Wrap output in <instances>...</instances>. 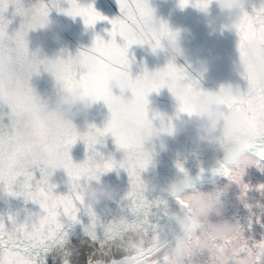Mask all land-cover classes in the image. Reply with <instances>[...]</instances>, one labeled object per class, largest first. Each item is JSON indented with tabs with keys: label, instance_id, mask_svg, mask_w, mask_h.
<instances>
[{
	"label": "snow or ice",
	"instance_id": "obj_1",
	"mask_svg": "<svg viewBox=\"0 0 264 264\" xmlns=\"http://www.w3.org/2000/svg\"><path fill=\"white\" fill-rule=\"evenodd\" d=\"M60 3L61 0H47V3L37 0L25 7L22 0H0V106L8 108L7 124L3 122L5 114L0 113V189L9 196L21 197L39 207L38 212H27L22 220L16 214H9L6 220L0 217V256L7 254L8 264H44L42 254L63 245L66 226L79 223L78 214L81 212L94 220L109 239L133 231L142 233L147 240L142 250L149 251L159 243V229L150 223L149 218L157 213L168 215L164 200L146 198L141 172L151 162L152 154L145 150V143L153 120L159 118L158 130L166 132L170 130L172 118L165 122L166 118L159 113H153L150 118L147 97L165 88L172 79L182 78L187 71L168 62L154 71L145 68L133 77L130 73L132 61L127 55L132 45L147 44L155 52L159 36L167 30V24L155 19L148 0H116L120 15L110 20L96 11L91 3L82 5L78 0H64L67 7H61ZM202 3L203 0H178L180 8L189 4L200 8ZM9 5L14 9L13 15L22 18L19 28L12 34L7 31L11 21L4 17ZM52 8L71 17H81L85 26L104 20L111 25L108 40L95 36L91 46L80 52L99 69L98 72L89 73L71 62H62L61 70L56 74L64 88L92 95L104 103L109 118L103 128L89 125L83 133L73 129L57 136L39 119L43 102L29 83L30 78L38 73H34V53H29L26 36L29 30L43 26L41 21ZM240 15V22L234 28L238 45L250 39L264 44V0L258 6L253 5L251 13L242 6ZM117 37L121 43H117ZM116 69H123L128 74L127 91L131 93L128 98L118 96L108 87L109 76ZM241 76L249 91L247 95L227 102L226 110L247 108L252 137L248 151L256 161L255 167L264 172V82H257L250 75ZM190 86L200 88L199 79L193 76ZM182 112L184 109L178 108L177 115ZM107 135L123 151L121 160L111 156L105 159L96 150L95 145L102 144ZM77 140L84 143L86 152L80 163H74L69 154ZM55 146H62L66 153L64 172L68 179L67 191L63 194L55 191L56 184L50 182L53 172L42 163L45 150ZM176 167L184 170L180 163ZM114 168L123 169L129 177V190L122 197V208L127 210V216L103 223L79 192L86 181L97 180L101 174ZM233 183L239 186V199L250 212V228L253 219L259 220L252 213L249 193L255 191L264 197V184L250 185L244 182L243 176L234 178ZM177 202L183 206L182 202Z\"/></svg>",
	"mask_w": 264,
	"mask_h": 264
},
{
	"label": "water",
	"instance_id": "obj_2",
	"mask_svg": "<svg viewBox=\"0 0 264 264\" xmlns=\"http://www.w3.org/2000/svg\"><path fill=\"white\" fill-rule=\"evenodd\" d=\"M37 0H22L25 7H30ZM150 7L154 10V17L157 21L165 22L170 28H186L188 32L184 34L183 46L186 50V58H178L174 61L177 66L184 67L187 72L199 79L200 88L203 90H217L220 85L232 83L233 86L245 88L247 82L237 71L238 63V36L234 30L222 29L223 14L219 12L213 2L209 9V16L206 17L197 8L188 6L180 8L178 0H148ZM261 0H246L245 11L251 13L253 5H259ZM47 3V0H45ZM78 3L87 5L91 3L96 11L106 16L109 20L120 15L116 0H78ZM61 7H67L64 0H61ZM14 9L9 5L4 17L11 22L7 31L12 34L21 23L19 15H13ZM49 17L56 24L48 28H36L29 30L26 36L29 53L35 52L38 57L54 58L60 56L66 58L75 55L78 50H85L90 47L95 36H100L108 40V30L111 25L107 20L97 21L92 26H85L83 19L79 16L71 17L63 12H58L52 8ZM215 18L214 22H210ZM117 43H121L119 37ZM130 64V73L133 77L141 74L146 68L154 71L164 67L169 57L159 50L153 52L145 45H132L127 53ZM200 63L206 65V71L199 75L194 69ZM35 94L49 107L53 106L58 98L59 85L54 78L47 73L41 72L33 75L29 81ZM118 94V93H115ZM123 96L128 98L131 93L126 91ZM148 100V115L151 118L153 113H159L167 118L171 117L173 123L180 130L175 136H165L166 148L161 149L158 142L152 153L151 162L147 169L141 172V179L146 185V198L148 200L162 199L167 204L168 215L157 213L151 216L150 223L160 230L164 227L170 232L177 231L174 223L169 222L172 214H181V207L170 195L162 192L165 184L173 179L177 174V163L195 180V185L199 181L212 183L211 179L219 175H213L215 159L220 155L217 150L209 148L202 142L197 141L193 122L186 115H181L176 119V105L166 88L160 89L158 93H150ZM7 106H0V113L3 115V122L8 123ZM109 118L107 107L102 101H98L90 110L87 123L82 118H76L74 124L77 131L83 133L88 130L89 125L103 128ZM155 127H160L159 118L153 120ZM150 146L145 143V148ZM96 150L107 159L109 156L119 161L123 158V151L119 150L114 143V139L107 135L103 138L102 144L95 145ZM69 154L74 163H80L85 159V145L82 141L71 146ZM38 175V174H37ZM67 176L63 170H58L50 177V182L56 184L55 191L65 193L67 191ZM100 183L114 189L112 198H101L94 206V212L101 222L119 220L122 216H127V210L122 208V197L129 190V177L120 168L103 173L99 177ZM95 184V181H92ZM213 184V183H212ZM38 205L32 202H25L21 197L7 195L0 189V217L5 220L9 214H16L18 219H23L27 212H38ZM79 223L66 226V236L62 246H55L46 253H43L44 264H95L96 261H103V264H111L114 260H120L126 254L125 247L131 233L122 234L111 239L105 236L102 228L97 227L95 239L89 238L84 233V226L88 224L89 216L81 212L78 214ZM170 238V236L168 237Z\"/></svg>",
	"mask_w": 264,
	"mask_h": 264
},
{
	"label": "clouds",
	"instance_id": "obj_3",
	"mask_svg": "<svg viewBox=\"0 0 264 264\" xmlns=\"http://www.w3.org/2000/svg\"><path fill=\"white\" fill-rule=\"evenodd\" d=\"M223 14L222 29L234 30L240 22V9L246 0H203L202 6L197 8L206 17L212 3ZM213 18L210 22H214ZM42 27L52 28L56 22L49 15L41 21ZM186 28H170L159 36L157 50L166 53L168 62L174 63L178 58H186L183 46ZM66 58H40L34 53V75L41 72L50 74L59 85L58 98L55 104L49 107L43 102L39 119L50 127L57 136H63L76 129L74 120L82 118L87 123L90 110L98 102L92 95L75 89L64 88L56 79L60 72L62 62H71L77 68H84L89 73L99 71L91 61L80 55ZM238 63L237 71L240 75H250L257 82H264V44L256 39H250L242 45L237 44ZM4 55H7L5 48ZM175 64V63H174ZM206 65L200 63L194 71L202 75ZM192 73L187 72L182 78L169 81L165 86L175 102L176 110L183 108L184 112L177 115H186L193 122L194 134L197 141L209 148L217 150L220 155L215 159L212 169L213 175L223 176L228 183L222 187H214L211 191L195 188V180L184 169L177 171L176 176L169 180L161 189L162 192L172 196L176 201L182 202L181 214L169 216V222L174 223L177 231L170 232L161 227L159 230V243L154 244L149 251H143L146 237L133 231L126 242V254L120 260L111 264H264V236L256 240L245 236V229L240 223L220 219L225 210V200L222 198L233 183L234 178L245 175L246 169L256 166V161L248 151L252 142L249 133L248 110L242 107L236 110H226V104L234 99L247 95L249 88L246 85L241 89L232 83H225L217 90H203L190 86ZM108 87L118 96H122L128 89V74L123 69L113 70L108 79ZM180 129L171 120L170 130L161 132L154 124L148 136L150 143L146 151L153 153L155 143L161 149L166 148L165 136H175ZM66 153L62 146H55L45 150L42 163L51 172L64 171ZM217 170V171H214ZM65 173V172H64ZM92 181L96 183L93 184ZM86 181L80 188L79 195L87 206H94L101 198H112L114 189L100 183V179ZM239 187L237 184H235ZM260 213H264V206L257 205ZM212 217L218 219L213 220ZM123 227H127L122 223ZM84 233L94 239L97 234V223L89 220L84 226ZM170 236V238H168ZM7 254L0 256V264H8ZM95 264H103L96 261Z\"/></svg>",
	"mask_w": 264,
	"mask_h": 264
},
{
	"label": "rangeland",
	"instance_id": "obj_4",
	"mask_svg": "<svg viewBox=\"0 0 264 264\" xmlns=\"http://www.w3.org/2000/svg\"><path fill=\"white\" fill-rule=\"evenodd\" d=\"M245 183L250 185L264 184V172L258 170L255 166L249 167L246 169L245 175L243 176ZM225 183H228L227 180L222 177L218 179L213 184H203L199 190L211 191L214 187H222ZM239 188L233 184L228 189L226 194L223 195L225 200V210L223 216L220 219L230 218L233 214L239 215V220H231L233 222H239L240 225L245 229L246 237L253 238V235L259 240L264 236V213L259 212V208L256 205L264 206V197H261L255 191L249 193L248 202L253 205L252 213L255 218H258L259 222H256V219L252 220L251 227L249 228L250 221V212L245 208L244 204L239 199ZM213 220L218 219L217 217H212ZM246 226V228H245Z\"/></svg>",
	"mask_w": 264,
	"mask_h": 264
}]
</instances>
